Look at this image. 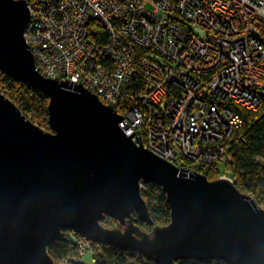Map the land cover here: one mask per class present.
Segmentation results:
<instances>
[{
    "label": "water",
    "instance_id": "obj_1",
    "mask_svg": "<svg viewBox=\"0 0 264 264\" xmlns=\"http://www.w3.org/2000/svg\"><path fill=\"white\" fill-rule=\"evenodd\" d=\"M29 20L25 0H0V71L47 97L50 128L0 93V264H60L48 246L65 230L158 264H264V207L231 178L210 180L135 144L114 103L82 84L44 77L24 38ZM144 181L170 209L150 232L138 224H153Z\"/></svg>",
    "mask_w": 264,
    "mask_h": 264
},
{
    "label": "built area",
    "instance_id": "obj_2",
    "mask_svg": "<svg viewBox=\"0 0 264 264\" xmlns=\"http://www.w3.org/2000/svg\"><path fill=\"white\" fill-rule=\"evenodd\" d=\"M25 2L24 38L44 77L114 103L122 131L180 169L207 175L231 162L237 109L264 106V0Z\"/></svg>",
    "mask_w": 264,
    "mask_h": 264
},
{
    "label": "trees",
    "instance_id": "obj_3",
    "mask_svg": "<svg viewBox=\"0 0 264 264\" xmlns=\"http://www.w3.org/2000/svg\"><path fill=\"white\" fill-rule=\"evenodd\" d=\"M175 1V0H172ZM97 41L104 43L107 38L101 28L98 32ZM2 92L13 101L22 113L28 116L33 122L37 117L48 118L47 97L36 91L28 83L13 81L7 75H3ZM264 105V103H263ZM237 111L244 118V124L239 127L229 142V151L232 160L225 166L227 175L233 178L236 186L244 193L252 196L259 205L264 207V106L260 111L253 112L238 108ZM210 180H216L222 174L219 168L211 169L206 173ZM142 194L148 200V210H150L152 226L138 222L139 226L150 232L154 226H165L170 222V209L167 199L161 187L154 182H142ZM102 223L107 226H114L116 222L112 218H104ZM70 230L64 233L51 243L49 254L60 264H83L75 262L78 258V246L75 244ZM91 252L94 264H158L153 259L137 251L120 250L114 246L91 243ZM172 264H228L224 260H211L207 262L196 261L194 259L178 260Z\"/></svg>",
    "mask_w": 264,
    "mask_h": 264
},
{
    "label": "rangeland",
    "instance_id": "obj_4",
    "mask_svg": "<svg viewBox=\"0 0 264 264\" xmlns=\"http://www.w3.org/2000/svg\"><path fill=\"white\" fill-rule=\"evenodd\" d=\"M41 119L40 123L43 126V128L46 130L47 126L45 125V121H44V117H37V119ZM48 131V130H47ZM218 168L220 170L221 173L226 172L225 166L223 164H219ZM71 235H73L74 238H77L75 233L71 231L70 233ZM83 246L85 247L84 250H82V252H80V254H78V258L75 259V262H81L83 264H94L93 262V257H92V252H91V242L88 240H86V242H84ZM79 248V247H78ZM68 264H72V263H68Z\"/></svg>",
    "mask_w": 264,
    "mask_h": 264
}]
</instances>
